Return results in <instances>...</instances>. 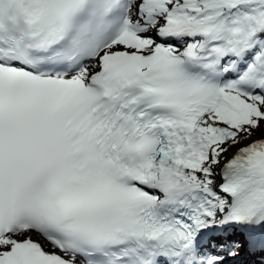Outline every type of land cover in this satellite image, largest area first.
I'll return each mask as SVG.
<instances>
[{
  "label": "snow or ice",
  "instance_id": "1",
  "mask_svg": "<svg viewBox=\"0 0 264 264\" xmlns=\"http://www.w3.org/2000/svg\"><path fill=\"white\" fill-rule=\"evenodd\" d=\"M0 264H264V0H0Z\"/></svg>",
  "mask_w": 264,
  "mask_h": 264
}]
</instances>
